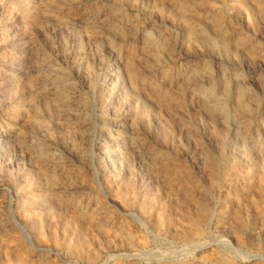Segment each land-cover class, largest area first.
Segmentation results:
<instances>
[{
	"label": "rangeland",
	"instance_id": "1",
	"mask_svg": "<svg viewBox=\"0 0 264 264\" xmlns=\"http://www.w3.org/2000/svg\"><path fill=\"white\" fill-rule=\"evenodd\" d=\"M18 251L264 264V0H0V264Z\"/></svg>",
	"mask_w": 264,
	"mask_h": 264
},
{
	"label": "bare ground",
	"instance_id": "2",
	"mask_svg": "<svg viewBox=\"0 0 264 264\" xmlns=\"http://www.w3.org/2000/svg\"><path fill=\"white\" fill-rule=\"evenodd\" d=\"M238 1V0H237ZM157 48V47H156ZM159 48V47H158ZM157 48V50H158ZM168 73V72H167ZM68 99V98H67ZM69 100V99H68ZM129 186L128 185H121L120 188H119V191H118V194H123V195H126L128 191ZM41 193V192H40ZM130 193V192H129ZM43 194V193H42ZM164 195L166 197H170L171 195V192L170 191H167L164 193ZM41 197V196H40ZM43 197V196H42ZM41 197V198H42ZM44 199V198H43ZM173 199V198H171ZM146 205L148 206H152L154 203V200H153V197H148L146 198ZM52 201V200H51ZM176 201V200H175ZM167 207H166V210L165 212H168V217H169V223L171 224V226L173 227V230L180 236V237H188V236H191V235H195L197 234L198 232L200 233V230H201V227L198 225V222L195 219H193V217L188 213H187V209L185 208V206L181 203H178L177 201L176 202H173V201H170L167 203ZM49 211H51L53 209V207H51L49 205V207H47ZM163 210H164V207H163ZM162 208H158V210L156 211V213H158L159 211H163ZM46 211V210H45ZM47 212V211H46ZM56 212V211H55ZM63 218L64 220L66 221L65 223H70V222H73L75 223V225L77 224L76 220L78 219V215L76 214V212L74 210H71V209H67L65 212H63ZM162 214V212H160ZM159 214V213H158ZM87 216L85 217L86 219L89 220L90 222V225H92L93 223L95 224L94 226L96 227V229H98L99 231H103L105 232L106 234H109L110 231H113L114 234L117 236L116 234V231L112 228L111 225H107V226H104V224L97 220V221H93L92 219V216L89 215V214H86ZM64 222V221H63ZM64 223V224H65ZM184 223H187V224H184ZM74 226V224H73ZM79 230H83L85 228V225H79ZM38 233L39 234H43L44 233V230L41 229V228H38ZM93 230V231H95ZM85 232V231H84ZM81 233V232H79ZM102 233V232H101ZM52 237L55 236L54 232H50V234H48ZM119 235V233H118ZM74 245V248L75 250L79 253V254H82L84 252V250L88 249L87 251V255L91 256L93 253L89 252L90 251V246L89 244H86V243H83L81 242L78 238L77 240L73 243ZM23 255V254H22ZM20 253V251H18L16 253V257L17 259L21 262V263H25V264H30L31 262L34 263L33 261H30L28 260L27 258L23 257ZM25 258V259H24ZM200 260V259H199ZM29 261V262H28ZM197 260L193 261L196 262ZM28 262V263H27ZM198 262V261H197ZM229 262V261H228ZM191 262V264H193Z\"/></svg>",
	"mask_w": 264,
	"mask_h": 264
}]
</instances>
